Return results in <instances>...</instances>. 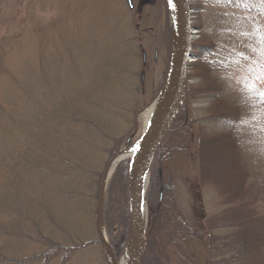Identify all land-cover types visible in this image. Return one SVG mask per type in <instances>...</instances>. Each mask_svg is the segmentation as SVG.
<instances>
[{
    "label": "rangeland",
    "instance_id": "obj_1",
    "mask_svg": "<svg viewBox=\"0 0 264 264\" xmlns=\"http://www.w3.org/2000/svg\"><path fill=\"white\" fill-rule=\"evenodd\" d=\"M162 1L131 0L130 9L125 0H0V261L49 252L48 264H112L102 237L119 262L127 236L118 221L108 232L104 216L118 214L107 192L117 166L126 162L129 171L130 160L118 162L106 182L104 176L142 137L140 116L166 80L172 21ZM187 2L191 25H201L192 42L213 45L208 75L189 72L187 86L199 90L216 80L224 100L239 108L247 200L264 214V0ZM211 107L208 99L193 103L184 122L202 124ZM85 169L92 174L84 190ZM163 177L190 224L224 209L178 156L162 170L148 169L146 231ZM122 189L128 211L127 181ZM50 239L71 248L64 255L48 249Z\"/></svg>",
    "mask_w": 264,
    "mask_h": 264
},
{
    "label": "trees",
    "instance_id": "obj_2",
    "mask_svg": "<svg viewBox=\"0 0 264 264\" xmlns=\"http://www.w3.org/2000/svg\"><path fill=\"white\" fill-rule=\"evenodd\" d=\"M195 10L199 16L201 7ZM192 27L200 30L199 20ZM212 47L210 41L192 43L195 60L189 65L188 73L202 72L204 76L208 75ZM209 82L210 86L199 90L187 86L181 110L157 150L152 165L162 170L165 161L182 157L190 167L195 168L199 185L210 186L215 190L224 209L214 218H205L199 225L190 224L173 202L171 180H164L163 177L159 182L160 204L152 208L149 215L151 232L141 264H264V214L258 213L253 200H247L249 190L245 185L247 177L237 130L241 123V112L236 105L224 100L220 83L216 80ZM204 99L210 100L212 107L208 109L202 124L196 121V125L189 121L185 123L184 118L190 112V106ZM110 150L109 157L114 154V148ZM88 172L85 169L81 174V189L84 190ZM93 172L98 178L97 194L102 171ZM127 176V163L122 162L117 166L107 192L110 206H117L119 202L118 214L107 213L104 216V226L108 232H111L113 223L118 221L125 236L128 232V211L122 188ZM81 189L78 196L84 197L85 193H81ZM50 240L48 249L61 250L63 255L71 248ZM98 241L101 242L100 239ZM101 246L104 251L102 243ZM39 253L29 259L3 257L0 264H20L27 260L48 264L49 252Z\"/></svg>",
    "mask_w": 264,
    "mask_h": 264
},
{
    "label": "water",
    "instance_id": "obj_3",
    "mask_svg": "<svg viewBox=\"0 0 264 264\" xmlns=\"http://www.w3.org/2000/svg\"><path fill=\"white\" fill-rule=\"evenodd\" d=\"M125 1L131 9V0ZM166 1L172 21V49L168 73L158 95L161 94L158 110L149 128L139 140L137 156L134 163L130 165L127 177L128 235L125 249L129 245L128 264H141L142 255L151 232V229L146 231L143 225V180L156 151L180 111L188 82L187 69L189 64L194 61L191 45L190 10L187 0ZM98 219H100L99 211ZM101 241L107 256L115 264L111 251L102 237Z\"/></svg>",
    "mask_w": 264,
    "mask_h": 264
},
{
    "label": "bare ground",
    "instance_id": "obj_4",
    "mask_svg": "<svg viewBox=\"0 0 264 264\" xmlns=\"http://www.w3.org/2000/svg\"><path fill=\"white\" fill-rule=\"evenodd\" d=\"M161 100V94L160 96H158V98L150 105L148 106L141 114L140 116V122L142 124L143 127V134H145V132L147 131V129L149 128L151 122L153 121L155 114L158 110V106ZM142 134V135H143ZM139 142L131 148L128 149H122L112 160L110 166H109V170L108 173L104 179V182H106L107 178L109 177V175L112 173L114 167L118 164V162H120L122 159L128 158L130 160V165H132L134 163V160L137 156V152H138V148H139ZM146 182H147V174L144 177L143 180V197H142V215H143V225L145 228V225L147 223V205H146V201L144 198V189L146 186ZM129 256H130V247L129 245H127V248L125 249V251L123 252L120 260L118 263L115 264H128L129 262ZM112 264H114L112 262Z\"/></svg>",
    "mask_w": 264,
    "mask_h": 264
}]
</instances>
